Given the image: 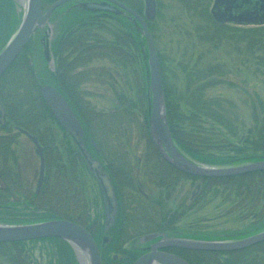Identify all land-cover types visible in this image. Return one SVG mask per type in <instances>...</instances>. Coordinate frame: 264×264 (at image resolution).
<instances>
[{"label":"trees","instance_id":"16d2710c","mask_svg":"<svg viewBox=\"0 0 264 264\" xmlns=\"http://www.w3.org/2000/svg\"><path fill=\"white\" fill-rule=\"evenodd\" d=\"M56 1L42 0L43 7L46 9ZM93 1L104 3L103 0ZM119 1L132 7L140 14H144L143 0ZM176 1L192 17L200 19L197 28L204 40L218 47L226 37L231 40L230 42L236 43L235 49H239L238 43L243 42L246 44L248 56L257 60L260 65L264 63V25L255 27H240L230 24L218 26L212 21L210 13L213 0ZM86 2L89 1H72V3L80 5V8L75 9L66 31L53 41L51 49L57 57L56 70L52 71L47 67L50 52L48 49L45 55H42L41 41L38 40L41 35L37 38L36 34L11 67L0 77V99L7 109V124L0 125V161L9 163L7 161L10 158V161L13 160L11 164L14 165V162L18 160L13 145H16L18 137L23 134L14 127L25 129L36 136L45 153L46 181L42 187L37 208L41 212L38 214L27 212L26 206L22 209L17 208V215H38V218L31 219V222L63 215L68 219L87 225V222L92 218L86 200L83 171L80 168L81 166L83 168V165L85 167L86 161L79 147L67 133H64L63 151L58 149L56 142L58 136L53 133V123H56L58 127L60 125L41 94L40 87L42 85L55 86L69 100L85 128L87 148L95 157H100L101 154L94 148L93 139L103 149L111 146L109 137L116 128L127 130L131 129L130 127H135L141 138L148 141L146 155L151 153L157 157L158 169L160 171L174 169L168 163H162L163 160L150 140L148 50L146 39L139 30L136 17L113 4L105 3L110 8L94 9L86 6ZM157 3L158 18L162 15L164 3L162 0H157ZM21 17L22 12L17 10L14 0H0V51L19 26ZM157 18L153 23H149L154 41L156 40ZM158 56L171 132L184 152L197 161L225 166L247 163L264 157V123H259V115L262 111L254 112L255 126L239 132L236 124L231 122L226 115L224 110L226 101L219 100V98L209 99L206 96V92L211 87L221 83L232 84L230 81L222 79L224 71H222L221 65L199 66L197 62L183 65V69L186 71V95L182 96L179 93V97L175 98L185 101L187 108L185 110L181 108V104L176 102L175 98L173 99L164 74L166 68L164 60H162L164 56L159 52ZM44 57L45 59H43ZM99 60L112 62L118 67L120 76H116V78L120 77L119 79L123 80L126 85L125 89L118 87V90L116 82L114 86L110 84V81H107L112 89H117L114 92L117 105L110 111H98L85 98L82 89L86 83L89 84L93 81L103 83L109 77L106 67L92 66ZM40 67L42 68L40 69ZM131 93H134V99ZM263 104L261 99L262 107ZM115 133L119 132L115 131ZM228 137H236L238 140L233 141ZM118 161H121V158ZM9 168L11 167L9 166ZM106 170L111 174L115 183V176L122 172L127 174L128 168L123 166V161L120 164L111 161L107 164ZM174 171L178 170L174 169ZM128 176L131 175L127 174ZM184 178L200 180L202 192L199 198L211 189L217 191L219 188H224L228 200L234 196L232 200L237 203L238 207L241 206L242 210L248 209L247 217H250L252 212L256 215L251 223L242 230L209 231L203 229L198 231L200 236L209 233H222L232 235V237H245L264 230V171L248 172L230 177L199 178L184 173ZM196 203H198L196 199L192 205H186L184 202V214ZM260 203H262V207L259 210ZM58 207H64L65 211H59ZM1 213L2 211H0ZM120 228L121 223L119 222L108 232L112 235L113 229H115L114 232L116 231L115 240L106 245L104 251L110 264L114 262L112 257H109L110 253L115 247L123 246L121 242L117 241ZM140 228V226H136V231H140ZM48 239L59 243L60 256L57 264H78L74 251L67 242L59 238ZM25 243V241L0 243V252H5L8 264H16V262L30 264ZM182 253L191 264H264V241L243 250L223 252L227 254L223 258L217 252L203 250L185 249ZM22 254L23 257L20 258Z\"/></svg>","mask_w":264,"mask_h":264},{"label":"rangeland","instance_id":"374dc122","mask_svg":"<svg viewBox=\"0 0 264 264\" xmlns=\"http://www.w3.org/2000/svg\"><path fill=\"white\" fill-rule=\"evenodd\" d=\"M14 1L17 5V10L23 11L24 7L21 1ZM88 1L93 2V0ZM162 1L164 8H162V15L156 21L155 43L158 52L164 56L162 59L166 65L164 74L167 80V87L170 89L173 99L179 97V93L182 96L186 95V71L183 69L184 64H194L196 62L199 66L219 64L222 71H224L222 79H226L232 84L221 83L213 88H209L206 92L207 98H219V100L224 99L226 101L224 103L226 115L231 122L236 124L239 132L240 130L243 131L248 127L255 126L254 112L256 113V111H262L259 115V123H264V104L263 107L260 105L261 99L262 103H264V63L260 65L257 60L249 57V53L245 48L246 44L243 42L238 43L239 49H235L236 43L230 42L231 40H228L226 37H224L218 47L213 43L207 42L201 37V32L197 28L200 23L199 18L192 17L176 0ZM79 6L72 3V0L66 2L62 8L56 9L52 13L50 22L41 29L40 33H37V38L41 35L39 37L41 39L38 38V40L39 42L41 41L42 55H45L47 50L50 49L47 67L52 71L55 69L57 63L56 59L52 56L51 48L53 41L66 31L75 9L80 8ZM137 22L141 26L138 20ZM92 66L106 67L109 77L103 83L93 81L89 84H84L82 86L85 93L84 96L98 111H110V109L117 105V98L114 92L118 87L120 89L126 88L125 82L119 79L120 77L116 78V76H120V69L112 62L106 60L96 61ZM107 81H110V84L114 86L116 84L117 89H112ZM133 94L131 93V96L134 99ZM176 100V102L181 104L182 109L187 110L183 99L179 100L177 98ZM53 125L55 134L58 136L56 141L58 145H56L59 150L63 151L64 131L56 123H53ZM130 128H126L127 130L116 128L115 131L119 133H115L114 131L110 134L109 141L111 146L103 150V157L100 156V158L105 165L111 161L119 162L120 164L122 160L118 161V159L123 158L120 156L123 155L125 160H130L131 165L135 168L133 170L136 178H142V174L141 176L138 174V166L140 158L143 157L144 159L145 147L147 145L142 140L138 130L135 127ZM220 129L222 130V128ZM227 136L229 135L227 134ZM228 138L233 141L238 140L236 137ZM13 148L19 154V169L22 172L23 180L25 179V183L27 182L25 185L32 183L36 185V173L40 170V157L36 153V146L26 136L21 135L17 139L16 146L13 145ZM9 159L7 162L12 163L13 160L10 161ZM80 168L83 171L89 210L93 216L98 210L97 205L99 210H101L102 205L99 185L93 173L88 169L87 163L85 167L83 165V168L82 166ZM142 179L144 180V178ZM182 181V193L179 196L181 197L182 195L183 203L185 202L188 205L194 203L195 199L198 202L186 214H183L184 225L193 222L212 230L237 231L248 226L254 218V212H252L250 217H247L248 209L242 210L241 206L238 207L237 203H234V200H232L234 196L228 200L227 192L224 188H219L217 191L211 189L207 194L199 198L202 192L200 181L190 178H185ZM237 207L239 210H237ZM261 207L262 203H260L258 209L260 210ZM26 211L30 212V209ZM241 212L243 213L241 214ZM99 240L102 243V239L100 238ZM110 242L108 241L101 245L106 246ZM25 248L29 255L30 264H56L60 256L59 243L51 239L26 242ZM113 253L114 251L110 253V258ZM6 261L5 252H0V263H7Z\"/></svg>","mask_w":264,"mask_h":264},{"label":"water","instance_id":"95a60500","mask_svg":"<svg viewBox=\"0 0 264 264\" xmlns=\"http://www.w3.org/2000/svg\"><path fill=\"white\" fill-rule=\"evenodd\" d=\"M23 7L21 23L9 41L0 51V77L11 67L21 52L25 49L38 29L44 27L52 12L70 0H58L48 10L44 11L42 0H20ZM134 15L141 23V32L146 38L148 48V84L150 93L149 129L154 146L159 153L178 170L197 177H230L248 172L264 171V157L235 166H210L185 157L178 149L173 138L168 114L165 91L160 70L157 48L149 29L157 15V0H145L144 15L135 11L118 0H107ZM90 8H110L106 4L90 3ZM112 9V8H111ZM212 19L218 25L226 22L240 24L264 23V0H215L211 9ZM46 104L64 130L84 151L89 167L98 181L105 197L107 216L115 217L117 198L110 176L104 172L100 161L94 159L87 151L84 141V128L75 115L66 97L54 86L43 85L40 88ZM7 110L0 99V121L6 123ZM24 134L36 145L40 156V187L45 176V156L37 137L26 130ZM2 181V180H1ZM2 183H4L2 181ZM148 234L140 237L147 241L157 237ZM57 237L68 242L76 251L82 264H102L98 245L82 224L70 219H49L31 223L5 224L0 223V242H18L40 238ZM264 241V231L248 237L231 241H205L193 239L172 240L163 246H179L190 250L203 251H236L248 248ZM133 264H190L183 257L161 251L156 247L147 254L139 257Z\"/></svg>","mask_w":264,"mask_h":264},{"label":"flooded vegetation","instance_id":"af4514ba","mask_svg":"<svg viewBox=\"0 0 264 264\" xmlns=\"http://www.w3.org/2000/svg\"><path fill=\"white\" fill-rule=\"evenodd\" d=\"M52 56L54 59H57L56 54L53 50ZM54 70H56V67ZM14 128H16L17 131L19 130L17 127ZM53 133L55 134V131H53ZM26 137L30 139L29 136L26 135ZM142 140H144L147 145V139L142 138ZM150 140L153 147L158 152V155L163 160L162 163H168L175 170H178L159 153L157 148L154 146L151 138ZM175 143L179 151L185 157L193 161H197L193 157L189 156L186 152H184L176 140ZM97 150L99 152L101 151L103 155V150H105V148L102 149L101 147H97ZM147 151L148 147L146 146L144 159L143 157L140 158V163L138 166V174L139 176H141L142 174V178H144V180L140 177L136 178V176L134 175L135 172L133 170L135 168L131 165V161L128 159L125 160V157L123 155H120L123 157L121 158V160L123 161V166L125 168H128V170L126 171L127 174H130L131 176L127 177V174H123L124 172L118 173L115 176L116 181L114 183V187L116 191L117 208L115 217L113 218L110 217L111 213L109 214V217L107 216L104 193L99 186L101 196L100 199L102 202L101 210H99L97 205V212L92 216L90 221L87 222V225L84 226L95 237L100 249L103 264H110V260H107L106 258L108 256H106V253L104 252L105 245L101 244L115 240V229H113L112 235L108 232L119 222L121 223V228L118 233L119 238L117 237V241L121 242L123 246L121 248L115 247V249L113 250V264H133L136 259L143 256L144 254L149 253L155 247L161 251L172 253L184 258V254L182 253L185 250L184 248L179 246H163L164 244L172 240L193 239L205 241H231L242 238L238 235V237H232V235H226L222 233H209L207 235L200 236L198 234L199 230H216L199 226L198 223L195 224L193 222L184 225L183 197L182 195L181 197L179 196V194L182 193V180H185L184 172L180 170H178L179 172L174 171V169L171 171H160V169H158L159 166L156 160L157 157L154 154L152 155L151 153H148L146 155ZM17 155H19L18 151ZM18 162L19 158L17 162H14V165L11 163L0 161V211H2V213L0 214V222L17 224L23 221L29 222L31 219L38 218V215H17V208L22 209L24 206L28 207L31 212H35L37 214L41 212L37 208L39 207L40 194L46 178L42 187H40L38 172L36 173V185L35 183L25 185L27 182L25 183V179L23 180L22 172L19 169L20 165ZM7 166H10L11 168L8 169ZM1 180L4 183H2ZM196 181L200 180L196 179ZM116 182L118 183V185ZM119 195L121 196L119 197ZM87 199L88 198L86 193V200ZM192 204L193 203L188 205ZM58 208L59 210L65 211L64 207ZM255 216L256 215H254V217ZM66 218V216L61 215V217H57L56 219ZM136 226L141 227L140 231H136ZM101 232L105 233L103 234ZM148 234H157L158 236L143 242L140 237L146 236ZM98 237L99 239H102V243H100ZM207 252H217L219 253V256L221 258L227 256V254L223 253L224 251ZM74 256L77 263L82 264L75 251ZM22 257L23 254L20 258ZM16 264H18V262H16Z\"/></svg>","mask_w":264,"mask_h":264}]
</instances>
